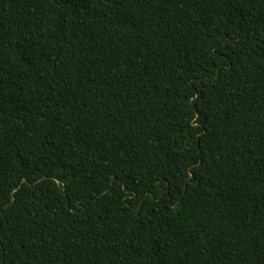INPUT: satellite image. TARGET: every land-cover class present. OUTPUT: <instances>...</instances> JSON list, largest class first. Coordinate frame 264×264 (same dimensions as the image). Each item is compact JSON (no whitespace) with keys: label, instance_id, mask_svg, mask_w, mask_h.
Wrapping results in <instances>:
<instances>
[{"label":"trees","instance_id":"16d2710c","mask_svg":"<svg viewBox=\"0 0 264 264\" xmlns=\"http://www.w3.org/2000/svg\"><path fill=\"white\" fill-rule=\"evenodd\" d=\"M0 264H264V0H0Z\"/></svg>","mask_w":264,"mask_h":264}]
</instances>
